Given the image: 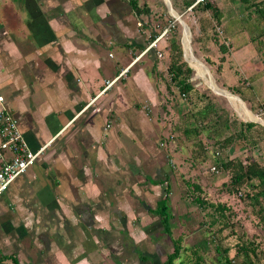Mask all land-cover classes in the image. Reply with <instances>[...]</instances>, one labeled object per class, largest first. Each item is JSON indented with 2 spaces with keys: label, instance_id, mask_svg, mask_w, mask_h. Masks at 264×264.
<instances>
[{
  "label": "crops",
  "instance_id": "crops-1",
  "mask_svg": "<svg viewBox=\"0 0 264 264\" xmlns=\"http://www.w3.org/2000/svg\"><path fill=\"white\" fill-rule=\"evenodd\" d=\"M151 1L0 0V110L31 151L44 148L0 195V264H162L176 239L174 264L193 260L199 240L182 245L183 227L201 212L184 204L188 183L204 187L208 177L192 167L202 164L183 123L188 96L170 83L168 31L144 50L176 14L204 61L218 66L215 82L256 110L264 104V0H205L215 19L201 10L204 0H167L172 12L166 0ZM180 28L178 62L194 71L189 81L201 80ZM164 199L169 234L158 214Z\"/></svg>",
  "mask_w": 264,
  "mask_h": 264
},
{
  "label": "trees",
  "instance_id": "trees-1",
  "mask_svg": "<svg viewBox=\"0 0 264 264\" xmlns=\"http://www.w3.org/2000/svg\"><path fill=\"white\" fill-rule=\"evenodd\" d=\"M135 2V0H131L130 2L132 5L134 4V8H136ZM197 8L198 6H194L193 9ZM201 10L209 11L213 14V18H216V8L205 0ZM170 36L171 40L168 44L171 61L168 67L170 83L175 85L181 95L188 96V105H190V110L192 108V113L189 114V117L193 121L190 122L188 128L189 134L193 137L191 140V155L195 161H197L196 155H201L203 160L198 162L203 165L205 164L204 154L206 156L207 151H211L216 156L219 152L225 151L232 146L242 148L239 150V155L234 157L229 156L221 160L215 159L213 163L217 165L215 167L216 173L220 172L224 176L220 184L215 185V187H217L216 189L219 188V191H224L226 194L233 196L240 204L244 205V208H249L257 218L256 223L264 224V161L261 163L257 161L264 153V127L257 123L243 122L236 118L227 117L225 112L217 107L213 99L196 92L192 87V82L189 81L194 71L188 68L185 63L178 62V58L181 55L178 31H173ZM174 38H177V40H174ZM214 41H217L216 38H214ZM191 42L194 44L196 40L194 39V42L193 40ZM221 47L219 45V50L223 52L224 50ZM185 60L188 63V59L185 58ZM221 61L222 58H220ZM205 62L208 65L211 63L208 60ZM215 69L218 71V66ZM224 89L231 95L238 96L237 92L228 88ZM241 101L243 103L242 99ZM195 103H201V105L195 108ZM194 108L195 110H193ZM248 110L251 113H255V115L258 113V117L264 120V104L259 105L256 110H250L249 108ZM259 111L261 112L259 113ZM205 146L208 148L206 149ZM192 167L195 170L199 169L195 166ZM208 181L209 178L204 187L195 182L188 183V189L190 191L188 197H191V201L195 204L199 212L203 213L205 220L199 223V226H203V232L205 233L203 244L201 248L198 246L191 250L193 260H190L189 264H206L204 256L207 253L203 252L202 249H206L205 251L209 252L212 258L211 264H256L258 261L257 254L261 252V246L264 241V232L260 230L259 232L261 233H259L258 237L248 238L246 236L245 241L240 240L237 242L234 246V255L229 258V250L221 245L218 236L225 227L230 228V233L233 234V219L235 220L237 217L227 203H221L217 200L216 202H212L208 199L206 188L212 185L210 183L212 181ZM164 204L165 199L160 203L161 213L158 214L161 218L164 233L169 234V218L166 215V207ZM238 221L239 218H237L236 222ZM215 226L219 228L210 232ZM245 235L242 232L241 237ZM180 251V241L176 239L173 242L171 254L166 257L162 264H174V261L180 255ZM178 264H182V262Z\"/></svg>",
  "mask_w": 264,
  "mask_h": 264
},
{
  "label": "rangeland",
  "instance_id": "rangeland-1",
  "mask_svg": "<svg viewBox=\"0 0 264 264\" xmlns=\"http://www.w3.org/2000/svg\"><path fill=\"white\" fill-rule=\"evenodd\" d=\"M135 1L137 3H139V4H142V2L145 1L146 5L152 3L151 0H135ZM165 29H168V33H167L168 34V39L171 40L170 34L173 31H175V32L178 31V39H179L181 28H180L179 24L174 19H170V20L167 21ZM174 40H177V38H174ZM192 40L194 42L193 35L190 32V47H191V50L193 52L192 54H193V59H194V61H192V63H191L193 68L196 69V70L197 69L205 70L206 74H207V68H208V70L210 72V77L214 81L216 86H218L219 88L225 90L218 83L215 82V70H214L215 66H213L212 63H210V65L206 64V62L204 61L203 53L197 49V45H195V43L193 44L191 42ZM202 45H203V43L201 42L200 47ZM209 52L210 51L207 50V53H209ZM180 58H181V59H179L180 62H183L182 57H180ZM195 58H197L200 61L196 60ZM203 65H205L207 68L205 66H203ZM200 76H202V75H200ZM207 82L209 83V81H207ZM192 84L194 85L193 88H194V90L196 92H198L200 94H204L207 98L213 99L215 101V104L217 105V107L220 110L224 111L225 114L227 115V117L236 118L237 120L244 122V120H242L237 115L236 111L234 110L235 106L233 107V105H237L241 110H243L241 107H244L241 104H240L241 105V107H240V105H238L236 99L231 98V99H233L235 101V103H234V102L231 101L230 98H228V100L231 102V104L233 103L231 105L220 94L213 92L215 95H219V96H215L210 90H208L206 88V86L203 84V82L201 80H198V79L197 80H193ZM235 96H237V95H235ZM200 105H201V103H199L198 106L195 105L194 107L198 108ZM188 106H189V111H188L187 122H183V123L187 124L186 126L189 128L190 122H192L193 119H191V117L189 118V116H190L189 114L192 113V108L190 110V105H188ZM247 107L251 110V106L247 105ZM195 108L193 110H195ZM243 111H245V110H243ZM245 112L248 113V116L250 117V118H248L249 120L253 119V116L249 113V111H245ZM238 114L241 117L246 119V117H244L239 111H238ZM253 114H255V113H253ZM181 137L182 136L179 135L178 137L174 138V141H175L174 143L175 144H179L178 142L181 141V140H179V138H181ZM192 138L193 137L190 136V141L192 140ZM163 144H165V143L163 142ZM241 149L238 148L237 146H234V147L232 146V147H230L229 149H227L225 151L219 152L216 156H214V154L211 151H207L206 156L204 154L205 164H203L202 167L199 168V170H198V174L200 172L201 174H204V176L206 175L209 178V181H212V182H210L212 185H209L207 187V190H206V193L208 194L207 195L208 199H210L212 202H216V200H217V201H219L221 203H225V204L227 203V205L231 207L232 212L236 215L237 218H239L238 222H236L237 218L235 220L233 219V234L230 233V228L225 227V229H223L222 233H220L219 236H218L221 245L224 246V248L225 247L228 248V250H229V252H228L229 258H231L234 255V246H235V244L237 242H239L240 240L245 241L246 240V236L248 238L258 237L259 233H261V232H259L260 230L262 232H264V224L256 223L257 222V218L255 217V214L250 211L249 208H247V207L244 208V205L240 204L230 194H226L224 191H221V190L219 191V188L216 189L217 187H215V185L216 186L219 185L220 181L223 180L222 178H224V176L222 174H220V172L216 173V172L210 171L211 167H213V166L216 167L217 166L215 163H213L215 161V159H220L221 160V159L229 157V156L230 157H234L236 155H239V150H241ZM183 155H184V153H183ZM196 159H197V161L203 160L201 155H196ZM257 161L260 162V163L264 161V153H263L261 158L257 159ZM198 179H202V177L199 176ZM182 180H184V178L180 180L181 182L179 181L180 182L179 184H181L180 185L181 190H184L185 188H184V184H182ZM178 201H179V199H177V202ZM186 202L187 203L184 204L185 210H188L189 212L193 211L195 209V207H196L195 204H193L190 200H186ZM172 214H173V216L171 217V222L175 223L177 213H175V211H174V213H172ZM191 214H192V216H190V218H188V220L185 221L186 224L183 227L184 234H182V235H185V236H183L185 238V241L183 243V239H184L183 238L181 242H182V245L186 246V248L187 247L189 248V247L192 246L193 243H195L196 241L199 240L198 245L201 248L200 244H201V240H203V232H202L203 226H199V223L205 221L204 218H203V213L198 214V213L192 212ZM183 221H184V218H182L181 222H183ZM216 228H219V227L215 226V228H212V230L210 232L215 231ZM242 232H244L246 234L243 237H241ZM178 233H179L178 229L172 230V234L174 236L179 235ZM202 250H203V252L207 253L204 256L206 264H211L210 262L212 261V258L209 255V252L205 251L206 249H202ZM187 258H189L188 255H186L185 259H187ZM181 259H182V257H181ZM190 259H191V257H190ZM257 259H258V261H257L256 264H264V254L263 253L260 252L259 254H257ZM182 264H189V263H187L186 260H184V258H183Z\"/></svg>",
  "mask_w": 264,
  "mask_h": 264
},
{
  "label": "built area",
  "instance_id": "built-area-1",
  "mask_svg": "<svg viewBox=\"0 0 264 264\" xmlns=\"http://www.w3.org/2000/svg\"><path fill=\"white\" fill-rule=\"evenodd\" d=\"M201 1L196 0V2ZM167 31L168 29H164L158 38L148 43L144 51L155 49L158 39L163 37ZM216 32L219 35L221 34L218 29ZM156 57L160 58L159 52H156ZM113 82L107 83L105 86L108 87ZM181 97L184 99L185 95H181ZM161 146L163 145L160 144ZM43 149L39 148L37 151H31L22 138L15 118L5 109L0 110V195L9 188L15 179L25 175L31 169L43 153ZM210 171L216 172L215 167H211ZM261 252L264 254V241L261 246Z\"/></svg>",
  "mask_w": 264,
  "mask_h": 264
},
{
  "label": "bare ground",
  "instance_id": "bare-ground-1",
  "mask_svg": "<svg viewBox=\"0 0 264 264\" xmlns=\"http://www.w3.org/2000/svg\"><path fill=\"white\" fill-rule=\"evenodd\" d=\"M173 15V14H172ZM177 21V20H176ZM178 22V21H177ZM183 34H184V40H183V47H184V55H185V57L192 63V61H194V59H193V54H192V51H191V47H190V42L188 43V40L190 41V37L188 36V34H186V33H184L183 32ZM188 49V50H187ZM188 51H189V54H188ZM196 60H198L197 58H195ZM198 61H200V60H198ZM203 64V63H202ZM203 66H205V65H203ZM206 67V66H205ZM207 68V67H206ZM195 71H196V73L198 74V72L200 73V74H202L203 76H200L199 74H198V76L201 78V80L203 81V83L207 86V88H209L212 92H215V93H218V94H220L222 97H224L230 104H231V102L228 100V98H234V99H236L237 100V103H238V105H243L247 110H245V109H243V110H245V111H249L248 110V108L241 102V101H239L234 95H232V96H230V95H228V94H226V93H223V94H221L222 92H221V88H219L218 86H216V84L214 83V81L211 79V77H210V72H209V70H208V68H207V74H206V72H205V70H202V69H194ZM211 79V80H210ZM207 81H209V83L207 82ZM231 101L232 102H234L235 103V101L233 100V99H231ZM233 104V103H232ZM231 104V105H232ZM241 105H240V107H241ZM235 106V107H234ZM233 107H234V110L236 111V113H237V115L242 119V120H244V121H251V122H261L263 125H264V120H262V119H260V118H258V117H256L253 113H251L250 111H249V113L253 116V119H248V118H250L249 116H248V113L247 112H245V111H243V110H241L237 105H233ZM244 116V117H246V119L245 118H243V117H241L239 114H238V111Z\"/></svg>",
  "mask_w": 264,
  "mask_h": 264
},
{
  "label": "water",
  "instance_id": "water-1",
  "mask_svg": "<svg viewBox=\"0 0 264 264\" xmlns=\"http://www.w3.org/2000/svg\"><path fill=\"white\" fill-rule=\"evenodd\" d=\"M166 3H167L168 10H169L170 12H172V10H171V8H170L169 3H168L167 0H166ZM172 16L174 17V19H176V20L178 21V23L180 24V26L182 27V29H183L184 31H186V34L189 35L188 30H187V27H186L185 24L180 20L179 16H177L176 14H173ZM189 42H190V41L188 40V43H189ZM183 52H184V48H183ZM206 88H207V87H206ZM207 89H208V88H207ZM220 90H221V92H222L221 94L226 93V94L232 96V95H231L229 92H227L226 90H223V89H220ZM213 94H214V93H213ZM237 99H238L239 101H241L240 98L237 97ZM241 102H242V101H241ZM246 122H251V121H246ZM252 123H257V124H259V125L264 126L261 122H252Z\"/></svg>",
  "mask_w": 264,
  "mask_h": 264
}]
</instances>
